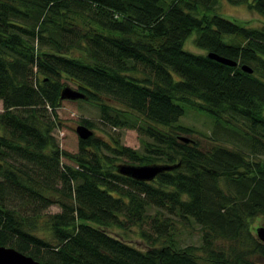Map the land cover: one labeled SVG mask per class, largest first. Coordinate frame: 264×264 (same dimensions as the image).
Segmentation results:
<instances>
[{
	"label": "trees",
	"instance_id": "1",
	"mask_svg": "<svg viewBox=\"0 0 264 264\" xmlns=\"http://www.w3.org/2000/svg\"><path fill=\"white\" fill-rule=\"evenodd\" d=\"M218 1L0 0V245L46 264H264L251 228L264 219V0H227L260 14L254 27ZM193 32L202 53L183 48ZM68 84L109 129L135 128L144 151L87 118L92 134L61 148ZM182 104L214 117L208 147L178 123ZM122 164L173 167L141 181ZM175 218L200 244L175 239ZM130 227L147 248L110 232Z\"/></svg>",
	"mask_w": 264,
	"mask_h": 264
},
{
	"label": "rangeland",
	"instance_id": "2",
	"mask_svg": "<svg viewBox=\"0 0 264 264\" xmlns=\"http://www.w3.org/2000/svg\"><path fill=\"white\" fill-rule=\"evenodd\" d=\"M252 0H248L247 3ZM247 3L232 4L227 0H219L216 4V12L221 16L231 19L236 22L245 23L247 26H260L262 22V16L248 7ZM195 33L190 34L184 42L183 48L185 50L202 53L203 51L196 47L193 43ZM232 36L223 35V39L226 41L231 40ZM72 88L74 85L68 84ZM184 109V114L179 118L178 123L185 125L187 127L195 129L196 133L192 136L199 139L204 147H208L212 142L207 138L209 130L214 126L215 119L209 113L199 110L191 105L182 104ZM2 111V102L0 101V112ZM61 126L59 129L55 130L54 136L56 137L59 146L70 152H75L78 146V136L76 134L75 128L80 123L81 118H87L96 123L97 129H93L94 134L99 135L105 140H110V134L112 136H118L119 142L125 146L135 149L139 153L144 151L143 139L135 128H112L106 124L100 122L98 109L89 103L63 99L61 105L57 110ZM119 163H123L120 161ZM60 208L57 205H50L46 211L56 212ZM154 212V210H151ZM174 226L179 232L176 233V240L180 242L182 246L188 244L198 245L201 242L200 232L195 224L185 225L179 222L176 218L174 219ZM264 227V219L255 217L251 222L252 231L256 235V227ZM137 227H130L129 229H111L110 232L113 235L123 236L122 238L129 243L145 249L147 244L139 237ZM38 234H41L39 231ZM257 237V235H256ZM257 261L262 259L256 258Z\"/></svg>",
	"mask_w": 264,
	"mask_h": 264
},
{
	"label": "water",
	"instance_id": "3",
	"mask_svg": "<svg viewBox=\"0 0 264 264\" xmlns=\"http://www.w3.org/2000/svg\"><path fill=\"white\" fill-rule=\"evenodd\" d=\"M208 56L216 61L227 65H236V61L224 58L215 53H208ZM241 69L247 72H252V69L247 65H242ZM84 95L69 86H65L61 89L60 98L61 99H77L83 98ZM77 135L81 139H85L92 134V130L83 124H78L75 128ZM181 139L188 141V138L181 137ZM173 166L168 165H133V164H122L119 165L117 170L119 173L134 178L136 180L148 181L153 179L159 172L168 170ZM257 238L264 243V227H258L256 229ZM0 264H46L35 260L29 255L23 254L22 252L16 250L13 247L0 245Z\"/></svg>",
	"mask_w": 264,
	"mask_h": 264
}]
</instances>
